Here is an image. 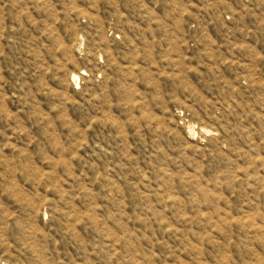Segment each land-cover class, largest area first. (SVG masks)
<instances>
[{"label":"rangeland","instance_id":"rangeland-1","mask_svg":"<svg viewBox=\"0 0 264 264\" xmlns=\"http://www.w3.org/2000/svg\"><path fill=\"white\" fill-rule=\"evenodd\" d=\"M0 264H264V0H0Z\"/></svg>","mask_w":264,"mask_h":264}]
</instances>
